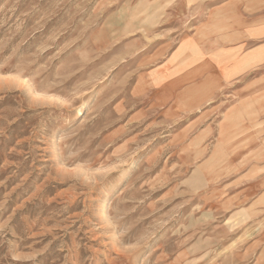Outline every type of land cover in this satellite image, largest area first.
<instances>
[{"label": "rangeland", "instance_id": "rangeland-1", "mask_svg": "<svg viewBox=\"0 0 264 264\" xmlns=\"http://www.w3.org/2000/svg\"><path fill=\"white\" fill-rule=\"evenodd\" d=\"M126 1L0 0V264H264V203L152 104Z\"/></svg>", "mask_w": 264, "mask_h": 264}, {"label": "crops", "instance_id": "crops-1", "mask_svg": "<svg viewBox=\"0 0 264 264\" xmlns=\"http://www.w3.org/2000/svg\"><path fill=\"white\" fill-rule=\"evenodd\" d=\"M116 18L118 40L151 42L136 54L157 59L152 104L198 122L196 168L235 171L264 203V0H127Z\"/></svg>", "mask_w": 264, "mask_h": 264}, {"label": "bare ground", "instance_id": "bare-ground-1", "mask_svg": "<svg viewBox=\"0 0 264 264\" xmlns=\"http://www.w3.org/2000/svg\"><path fill=\"white\" fill-rule=\"evenodd\" d=\"M220 158V157H219ZM218 157L216 158V159H219ZM211 159H213V158H211ZM221 159V158H220ZM215 161V160H214ZM209 162V161H208ZM208 162H207V164H208ZM213 162V161H212ZM212 164H214V163H212ZM209 166H210V162H209ZM207 167V168H209V170H210V167H211V169H212V166H210V167ZM205 167V166H204ZM212 171H213V169H212ZM211 172V171H210Z\"/></svg>", "mask_w": 264, "mask_h": 264}]
</instances>
